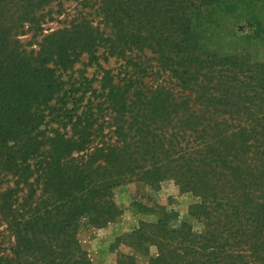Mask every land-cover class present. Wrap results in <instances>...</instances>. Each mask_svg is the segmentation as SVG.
<instances>
[{
    "label": "trees",
    "instance_id": "trees-1",
    "mask_svg": "<svg viewBox=\"0 0 264 264\" xmlns=\"http://www.w3.org/2000/svg\"><path fill=\"white\" fill-rule=\"evenodd\" d=\"M52 1L0 0V264H94L79 232L113 223L115 189L134 182L173 183L192 199L190 220L156 206V221L120 237L134 254L118 264H264V63L199 41L227 19L262 46L264 0H97L103 29L78 20L27 51L19 30L40 29ZM163 13L179 31L153 51L165 70L176 65L179 91L115 84L81 113L82 98L58 108L55 68L97 61L100 48L144 53L130 28L160 42L152 26ZM60 117L69 131L44 129Z\"/></svg>",
    "mask_w": 264,
    "mask_h": 264
},
{
    "label": "rangeland",
    "instance_id": "rangeland-1",
    "mask_svg": "<svg viewBox=\"0 0 264 264\" xmlns=\"http://www.w3.org/2000/svg\"><path fill=\"white\" fill-rule=\"evenodd\" d=\"M41 13L44 18L41 21L40 29L26 22L24 27L19 30L18 39L27 51L38 52L44 35H49L78 20L86 19L94 27L101 29L104 27L103 15L98 11L97 0H53L43 8ZM197 13L198 11L194 7L188 10V15L194 21L192 28L200 33ZM162 16L165 17V22L159 20L152 26L158 39L161 40L160 42L148 41L145 43L138 38L137 29L130 28V34H137L135 37L137 41H134L136 45L133 47L143 49L144 53L131 50L122 55L119 48L115 51L116 54L108 49L110 47L100 48L97 52L99 57L97 61H91L89 55L85 54L67 69L55 68L57 76L63 82V90L55 100L58 108L63 105L64 108L69 109L74 102L76 103L82 98L83 103L78 106L79 113H81L89 101L97 105L102 100L104 91L115 84L123 87L125 84L134 82V88L142 87L141 92L144 93H149V90L154 91L160 86L179 91L176 79L174 80L171 76L176 65L167 62L173 68L171 67V72L170 69L165 70L159 61L161 54L153 51V49H165L167 45L165 39L176 30L179 31L178 27L171 25L170 16L164 13ZM222 22V26L215 29L213 37L207 36L205 39V35H203L199 37V41L210 49L218 48V50L231 53L240 51L243 52L245 60L264 63V44L259 47L247 45L244 35L248 29L240 30L244 28V23H231L227 19ZM106 31L109 32V30ZM236 32L238 35L234 36ZM137 82H141V85ZM69 100L71 101L70 106ZM105 113L107 115L102 121L106 127L105 133L109 135L111 131V128L108 127V123L111 122L110 110ZM61 117L49 122L44 129L49 132H53V130L69 131V125L68 130L63 129L64 119L62 120ZM114 196L115 202L121 210L120 216L105 228L83 227L79 232L80 243L89 253L94 264H118L120 253L133 255L134 252L122 244L119 239L134 231L140 221H156L157 216L151 213L152 211L150 212L156 206H164L169 210L178 211L182 219L190 220L188 206L192 199L189 196L179 195L177 188L171 182L164 183L156 192L143 182H134L115 189Z\"/></svg>",
    "mask_w": 264,
    "mask_h": 264
}]
</instances>
